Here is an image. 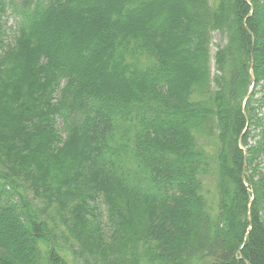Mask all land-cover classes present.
Returning <instances> with one entry per match:
<instances>
[{"label": "trees", "instance_id": "obj_1", "mask_svg": "<svg viewBox=\"0 0 264 264\" xmlns=\"http://www.w3.org/2000/svg\"><path fill=\"white\" fill-rule=\"evenodd\" d=\"M263 110L264 0H0V264H264Z\"/></svg>", "mask_w": 264, "mask_h": 264}, {"label": "rangeland", "instance_id": "obj_2", "mask_svg": "<svg viewBox=\"0 0 264 264\" xmlns=\"http://www.w3.org/2000/svg\"><path fill=\"white\" fill-rule=\"evenodd\" d=\"M15 19H16L15 16L12 15V13L8 10L6 11L5 16H3L4 33H5L4 37H5L6 42L12 39L14 32L16 30V20ZM221 42L222 41H221L220 35L215 34L214 43H213L212 51H211L212 55L215 54V52L217 51V46H220ZM258 90L259 89H257V91ZM58 128L60 130L62 138H64L65 132L63 130V125L61 121H59L58 123ZM215 181L216 180L214 179L213 176L207 177L206 179L204 178V191H205L204 194L208 197L209 203H211V200L212 202L216 201L215 197L217 195V192H216V182ZM211 205L213 204L211 203ZM101 209L104 211L105 206L101 205ZM67 246L68 245L64 246L66 251L63 252V255H65V258H67L71 263L75 264L73 260V255L70 251L67 250Z\"/></svg>", "mask_w": 264, "mask_h": 264}]
</instances>
